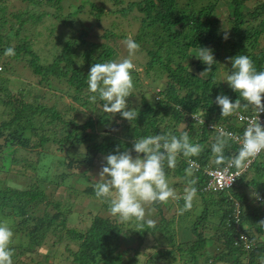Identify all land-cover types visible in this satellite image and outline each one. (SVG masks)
I'll use <instances>...</instances> for the list:
<instances>
[{
  "label": "trees",
  "instance_id": "obj_1",
  "mask_svg": "<svg viewBox=\"0 0 264 264\" xmlns=\"http://www.w3.org/2000/svg\"><path fill=\"white\" fill-rule=\"evenodd\" d=\"M20 1L23 7L15 9L17 0H0V63L4 58L8 63L25 62L40 78L43 88L64 90L61 84H66L68 89H73L81 107L94 106L97 98L102 99L103 105L118 106L114 113L122 120L118 125L128 138H121L117 130L106 131V127L116 122L109 109L93 108L95 114L82 116L84 111L73 102L65 104L66 107L48 104L41 101L45 93H34L30 88L20 89L19 95L10 92L7 67L3 70L1 66L0 91L5 94H0V104L6 114H2L0 122L3 140L0 170L14 171L27 178L20 187L0 178V215L13 220V234L20 238L19 242L0 240V264H16L22 256L31 264H41L32 263L33 255L52 232L59 237L57 245L67 242L64 250L68 264H264V149L234 187L222 192L204 190L208 180L205 167H222L231 160L235 169L245 164L242 146L228 135L214 131L209 127L210 122L241 131L236 126L239 121L236 111L249 112L256 105H264V89L261 95L252 92L257 83L264 85V0L252 8L245 5V0H230L228 34L217 14V0H207L201 7H197L196 0H133L123 6L119 10L122 15L135 11L134 17L142 22L134 43L140 44L149 38L147 35L154 37L153 43L146 47L149 69L156 72V77L168 78L167 87L159 92L161 97L155 103L143 96L140 107L127 111L122 94L114 101H106L103 95L104 84L116 81V74H107L115 49L106 41L88 42L84 33L78 36L70 33L68 39L55 37L46 43L50 45L48 49L38 51L28 36L27 25L61 19L60 11L67 0ZM86 2L90 4L88 10ZM75 12H89L99 20L104 8L95 0H83ZM116 35L112 29L102 37L109 40ZM225 61L230 86L224 91L229 94L226 92L220 98L221 94L216 100L219 86L222 87L219 76ZM130 67L125 61L118 71L129 77L134 73ZM139 84L136 78L135 85ZM119 90L121 86L114 91ZM32 93L33 100H26ZM237 102L240 108L234 106ZM251 103L255 104L249 109ZM195 115L202 116L204 122L196 120ZM54 143L64 151L66 145H86L82 157L65 156L59 161L67 171L60 174L61 178L68 175V170L76 173L82 165L92 167L98 155L105 157L104 166L121 171L131 157L145 158L149 168L143 176L151 186V203L158 209L154 218L160 219L149 220L136 211H125L122 215L117 212L114 218L94 214L89 225L70 226L72 201L61 193L62 180H55L51 167L42 162L44 156L53 157L48 154L53 152ZM21 149L27 153H20ZM32 151L36 157L31 155ZM189 159L196 160L200 169H192ZM38 173L42 176L38 177ZM83 176L85 188H75V197L99 198L105 208L117 211L119 205L110 196L108 202L104 201L106 183L89 182V177L84 173ZM176 176L181 180L172 182ZM34 178L37 180L33 181ZM116 182L120 185L119 192H127L122 175ZM186 184L190 189L185 188ZM250 186L262 197L256 204L247 195ZM171 188L178 189L175 203L179 215L185 220L192 218L189 229L194 238L191 240H178L173 227L177 217L167 220L162 216V206L169 205L166 200ZM192 193L201 196V208L196 198L190 197ZM236 201L240 203L239 214L235 210ZM210 210L220 215L221 223L214 235L208 237L204 228L209 227ZM237 215L252 242L250 250L242 242H235ZM148 235L156 241L152 247L156 248V254L146 253L148 258L143 259L139 249L131 248L132 256L126 259L125 251L120 250L123 239L136 236L144 241ZM210 241L216 242L213 252L207 250Z\"/></svg>",
  "mask_w": 264,
  "mask_h": 264
},
{
  "label": "rangeland",
  "instance_id": "obj_2",
  "mask_svg": "<svg viewBox=\"0 0 264 264\" xmlns=\"http://www.w3.org/2000/svg\"><path fill=\"white\" fill-rule=\"evenodd\" d=\"M130 1L133 0H119V2H116V0H95V2L99 6H103L104 8L103 14L101 15L100 19L97 20L95 16L90 15L89 12H75L76 7H78L80 3L83 2V0H67L63 3V8L60 11V13L62 14L61 19L52 18L48 19V21H40L37 24L30 22L27 25V32H29L28 36L32 40L34 47L40 52L45 51V49H48L50 47V45L46 46L47 42L53 41L55 37L59 36L64 41L70 37V33H74V35L76 36L84 33L86 34L88 42L106 41L108 44H110L115 49L116 55H114V57L111 59V62L107 65V74L110 76L116 74L117 77L116 81H113L112 83H110V85L104 84L103 95L106 101H114L118 100L119 95L122 94L125 111L131 108L140 107L143 96L147 100H149L150 103H155V100L161 97L159 92L167 87L168 81V78L166 76L162 78L156 77V72L153 69H149L148 67L147 61L149 60V57L146 55V47L153 43L152 40L154 37L147 35L146 37L149 38H145L140 44L134 43V39L136 38L137 34H139L142 30V22L139 21V18L134 17L135 11L129 12L127 15H122L119 11L123 6H127ZM196 1L197 7H201L203 4L207 3V0ZM259 1L260 0H245L244 2L247 7L252 8L255 7ZM217 3V14L221 19L222 27L226 30V34H228V31L230 30L228 18L232 13L230 0H217ZM20 4H22V6ZM23 5L24 4L20 0H17L14 8L18 9L23 7ZM89 7L90 4L86 2L85 8L88 10ZM29 8L31 9L33 8V6H29ZM112 29L117 32L115 38L106 40V38L102 37V35L106 31ZM122 35H124L125 37H122ZM145 41H148V43H145ZM262 41H264V39ZM125 61L129 63V65L131 66L130 68H132L134 72L129 77L128 75L120 74V72L118 71V67L124 65ZM226 64V61L222 62V65L224 67H221V73L219 76V79L221 80L220 84L222 87L219 86L216 100H218V97L221 94L222 95L220 96V98H222L223 95L226 94V92L229 94L228 91H224L228 90L230 86L228 71L225 68ZM1 66L3 67V70H6L7 67V76L10 77V83L8 82V89L10 90V92L16 95H19L20 89L30 88L34 93H45V98L41 100L45 103H57L60 107H66L65 104L68 103H75L78 107L80 106V109L82 108L81 110L84 111V114H81L82 116L93 113L95 114L93 108H99L100 110H102L101 108L109 109L111 110V113H114V111L117 112L119 109L118 106L103 105L101 102L102 99L99 98L94 99V106L87 105V107H81L80 102L78 100H75L73 96V89H68V86L66 84H61V87L64 88V90L43 88V86L39 82L40 78L34 75L28 68L26 63L23 61H10V63H8L7 58H4L3 63H0V67ZM9 68H11V70L8 72ZM136 78L139 79V85H135ZM118 86H121L122 90H119L117 92L114 91L115 88L118 89ZM263 89L264 85L257 83L254 86L252 92L259 95L260 91H263ZM34 93L26 96L25 99L29 101L33 100ZM0 94L4 96L5 93L0 91ZM254 104L255 103H251L250 105H248L249 109ZM234 106L240 108V102L235 103ZM2 114H6V110L5 107L0 104V122ZM112 115L114 116V118H116L115 113ZM82 116L80 117V119L83 118ZM115 124H122V120L116 118ZM120 126L118 125V127L115 129L119 131V136L124 139L128 138L126 137ZM0 141L2 142L3 140L0 139ZM52 146L53 152L51 151V154L48 155L50 156L53 154V157L50 158L48 156H44L42 162L51 167L50 173L52 174V177L55 178V180H62L63 184L61 188L63 190L61 191V193L70 197V200L72 201V211L69 215L70 226H87L90 224L91 218L94 214H100L102 216H110L114 218L117 217V212L122 215V212L125 211H127L128 213H130V211H136L143 214L144 217L149 220L160 219V217L154 218L155 214L158 212V209L151 203L153 198V193L150 189L151 186L147 185L148 180L143 176V173L149 168L147 162L145 161V158L138 156L131 157L127 165H125L123 170L121 171V169L119 168L104 166L105 157H103L102 155H98L92 167L82 165L76 173H71L68 170V175L64 178H61L60 174L67 171L63 167L62 163H59V161H61L65 156L82 157L83 154H85L86 145H66L67 150L65 151L60 150V146L56 143H54ZM20 153L25 154L27 153V150L21 149ZM46 153L48 152L46 151ZM31 155L36 157L34 151L31 152ZM83 173L84 175H87L89 177V182L91 181L94 183L103 181L106 183V198L104 199V201L108 202L110 196L112 200H114V202L119 205V207L116 208L117 211H111L105 208L103 200L99 198H89L87 200V198L75 197V188H85ZM120 175L123 176V179L125 181L124 186L127 189V192L125 193H121L118 190L120 185L116 182V178H118ZM41 176L42 173H38V177ZM0 178L6 180L9 184L15 187H20L22 184L26 183L27 177L19 176L14 171L0 170ZM36 180L37 178L33 179V181ZM180 180L181 178L176 176L171 181L175 182ZM115 182L116 184L114 185V187L109 189V186L111 184H114ZM44 187H46L45 184H43V188ZM66 187H68V190H64ZM185 188L190 189L189 185L187 184ZM177 190L178 189L176 188H171L170 190H168V199L166 200V202H168L169 205L162 206V214H164L162 216H165L167 220H171L172 218L176 219L177 217V223L175 222L176 224L171 222L174 225V229H176V236L180 241H188V239L191 240L192 238H194V235L189 229V225L191 227L192 218L185 220L179 215L180 210L175 203L179 198ZM246 192L252 204H256L259 201L258 196H260V194H258L257 190L254 187H247ZM213 195L218 198L217 194ZM190 197L192 199L196 198L197 205H200L198 208H201V204L203 202L201 196L199 194L195 195L194 193H192L190 194ZM43 209V205H41L39 212L42 213ZM209 214V222L207 223L209 227L204 228V232L208 237H211L214 235L217 225L221 223V219L220 215L215 214L213 210H210ZM12 226L13 220L11 218L0 215V240L12 239L13 242L20 241V238L17 235L13 234ZM58 238L59 237L56 235V233H50L44 245L41 248L37 249L34 253L32 263L40 262L41 264H68V261L65 259L64 250L67 242L64 240L63 243H58L57 245L56 240ZM155 243L156 241L152 235H148L144 241L138 239L136 236H131L129 239H123L120 244V250L125 251L124 257L126 259H129L130 256H132L130 253V249L137 248L140 250L139 256L145 259L147 257L146 253L150 252L151 254H156V248H152L154 247ZM215 243V241H210L208 243V245L210 246L207 247V250L213 252V244ZM162 246H166V243H163ZM25 257L26 256H22V259L18 260L16 264H26V261L31 264L30 260L25 261Z\"/></svg>",
  "mask_w": 264,
  "mask_h": 264
},
{
  "label": "built area",
  "instance_id": "obj_3",
  "mask_svg": "<svg viewBox=\"0 0 264 264\" xmlns=\"http://www.w3.org/2000/svg\"><path fill=\"white\" fill-rule=\"evenodd\" d=\"M238 124L240 130H234L228 126L210 122L209 127L214 131L228 135L235 142L243 148V158H245V164L240 169L234 168L233 160L229 161L225 166L212 167L207 166L204 168V173L207 175V183L204 186L205 191L210 192H222L235 186L241 177L242 173L252 163L254 158L264 149V105H256L249 112L236 111ZM196 120L204 122V119L200 115H195ZM189 165L192 169L199 170L200 164L194 160L189 159ZM261 196L258 199L261 200ZM236 212H240L239 201L235 202ZM235 218V242L243 243L246 249L252 248V242L248 238V235L243 231L240 224V218L238 215Z\"/></svg>",
  "mask_w": 264,
  "mask_h": 264
},
{
  "label": "water",
  "instance_id": "obj_4",
  "mask_svg": "<svg viewBox=\"0 0 264 264\" xmlns=\"http://www.w3.org/2000/svg\"><path fill=\"white\" fill-rule=\"evenodd\" d=\"M117 127H118V124L112 125V126L106 128V131H108V132H112V131H114Z\"/></svg>",
  "mask_w": 264,
  "mask_h": 264
},
{
  "label": "clouds",
  "instance_id": "obj_5",
  "mask_svg": "<svg viewBox=\"0 0 264 264\" xmlns=\"http://www.w3.org/2000/svg\"><path fill=\"white\" fill-rule=\"evenodd\" d=\"M239 111V110H238ZM234 232H235V238H236V231H235V228H234ZM246 233V232H245ZM247 234V233H246ZM248 235V234H247ZM252 249V248H251ZM250 250V249H249Z\"/></svg>",
  "mask_w": 264,
  "mask_h": 264
}]
</instances>
